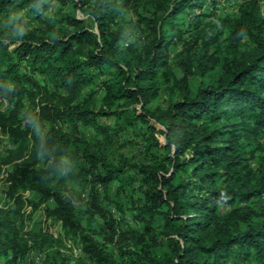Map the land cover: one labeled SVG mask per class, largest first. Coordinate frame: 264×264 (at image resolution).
I'll return each mask as SVG.
<instances>
[{
  "label": "trees",
  "instance_id": "1",
  "mask_svg": "<svg viewBox=\"0 0 264 264\" xmlns=\"http://www.w3.org/2000/svg\"><path fill=\"white\" fill-rule=\"evenodd\" d=\"M219 1L0 0V170L13 164L14 204L0 208V264H18L28 239L46 238L20 235L24 201L43 205L67 236L88 230L79 235L88 260L117 264L89 236L93 222L83 224L51 184L78 161L89 218L112 239L108 193L125 165L92 153L80 127L103 144L128 129L145 141L130 200L145 238L138 264H264V0H242L224 16ZM107 115L112 126L96 121ZM149 119L172 155L161 153Z\"/></svg>",
  "mask_w": 264,
  "mask_h": 264
},
{
  "label": "rangeland",
  "instance_id": "2",
  "mask_svg": "<svg viewBox=\"0 0 264 264\" xmlns=\"http://www.w3.org/2000/svg\"><path fill=\"white\" fill-rule=\"evenodd\" d=\"M241 1L242 0H220L217 3L215 13L219 16L236 14ZM263 7L264 2L262 3V8ZM75 14L78 17H83L79 10H76ZM125 17L130 19L132 14L125 13ZM25 30V28L20 27V29L12 34L11 40L15 42L20 41ZM143 35L145 36V33ZM129 39H133L132 34ZM7 41L9 42L10 40ZM14 45L13 42L10 48H13ZM179 50V48H173L171 52L172 65L175 68L178 66L176 54ZM193 78L196 77L193 75L191 79ZM101 96V92L97 93L95 97L96 105H99ZM5 106L6 102L1 105V109L5 108ZM134 107L139 108V105L136 104ZM96 121L110 127L115 123V116H98ZM149 123L156 129L155 137L159 145L165 147L161 153L163 155H172L173 147L167 145L166 139L163 134L160 133L162 129L161 125L153 119H149ZM59 126L63 131L70 130L68 124L61 123ZM78 134L83 140L95 145L94 149H92V153L106 156L113 162L125 165L124 174L122 176L123 180L114 181L108 193L107 204L109 213L116 221V231L112 239H104L101 234L96 232V228H106L99 217L94 216V218H89V213L86 211L89 201L87 190L74 176L79 167L78 161L72 162L71 167L62 171L51 184L55 190L71 201L76 214L82 217L83 224H87V219L93 222L94 226L90 227H92L95 232L91 231L89 236L98 247H102L103 251L114 259L117 264H138V254L136 251L143 245L145 238L141 236V229L138 228L130 212V200L132 198L131 195H133V197L136 196L132 191V188L136 187V182L133 181L137 177L133 166L143 157L141 153L144 150L145 141L144 139L137 138L130 129L123 131L119 135H114L112 131H110L112 135L110 136L109 142L106 144H103L104 140H102L100 136L95 135V132L91 128L84 129L80 127V132ZM2 140V144H4L5 138L2 137ZM4 150L5 146L0 147V153H3ZM12 165L13 164L4 165V168H1L3 173H0V208L5 210H10L14 206L12 199L7 196L6 190L9 182L6 180L5 174V172L12 168ZM23 195L26 197L29 196L30 193L26 191ZM120 207L123 211H121ZM20 213L22 214V221L17 225L19 233L23 238L27 236V233L38 231L45 233L46 238L43 242L39 240L35 242L34 240L28 239V251L25 257L18 259V264H95L92 260H88L82 251L83 245L79 235L80 233L88 234V230L80 231L75 237L65 235L61 222L48 218L44 212L43 205H40L36 210H32L31 206L24 201L23 205L20 207Z\"/></svg>",
  "mask_w": 264,
  "mask_h": 264
},
{
  "label": "built area",
  "instance_id": "3",
  "mask_svg": "<svg viewBox=\"0 0 264 264\" xmlns=\"http://www.w3.org/2000/svg\"><path fill=\"white\" fill-rule=\"evenodd\" d=\"M0 147H2V143L0 144ZM2 168H4V167L2 166ZM0 173H3L2 169L0 170ZM5 174H6V177H7V172H5Z\"/></svg>",
  "mask_w": 264,
  "mask_h": 264
},
{
  "label": "clouds",
  "instance_id": "4",
  "mask_svg": "<svg viewBox=\"0 0 264 264\" xmlns=\"http://www.w3.org/2000/svg\"><path fill=\"white\" fill-rule=\"evenodd\" d=\"M0 137H2V136H0Z\"/></svg>",
  "mask_w": 264,
  "mask_h": 264
}]
</instances>
